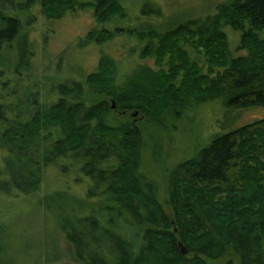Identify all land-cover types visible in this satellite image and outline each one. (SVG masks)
I'll return each instance as SVG.
<instances>
[{
	"label": "trees",
	"instance_id": "obj_1",
	"mask_svg": "<svg viewBox=\"0 0 264 264\" xmlns=\"http://www.w3.org/2000/svg\"><path fill=\"white\" fill-rule=\"evenodd\" d=\"M149 1L137 19H158L160 9ZM225 1L213 13L186 19L173 30L157 32L147 23L135 32L146 53L162 54L173 37L183 43L196 37L223 49L225 57L227 28L238 32L239 47L248 39L246 47H252L255 56L249 52L248 58L230 59L221 82L219 73L214 78H189L184 61L183 72L171 65L167 74L138 66L119 85L113 59L102 54L95 71L84 77L92 94L88 99L80 80L44 86L19 76L33 54L30 41H25L13 65L0 69V218L2 199L31 197L44 170L54 168L64 176L85 179L84 196L97 202L81 214L60 215L64 218L58 228L81 264H264V0ZM73 3L0 0V51L13 44L23 9L37 5L47 18H59L75 11ZM90 5L96 23L125 18L119 0H93ZM33 14L31 23L36 20ZM114 33L90 30L75 46L112 38ZM176 55L185 58L182 51L172 52L173 58ZM245 61L249 68L239 66ZM134 81L138 85L133 86ZM128 82L131 88L125 87ZM133 89L150 95H131ZM109 99L118 112L136 109L164 130L172 129L187 110L211 100L224 102L228 115L248 106L263 115L215 132L204 147L168 172L163 192L167 212L154 184L138 171V127L120 122Z\"/></svg>",
	"mask_w": 264,
	"mask_h": 264
},
{
	"label": "rangeland",
	"instance_id": "obj_2",
	"mask_svg": "<svg viewBox=\"0 0 264 264\" xmlns=\"http://www.w3.org/2000/svg\"><path fill=\"white\" fill-rule=\"evenodd\" d=\"M73 1L75 11L65 12L59 18H47L40 13L37 5L23 9L18 14L21 29L15 36L13 44L6 50L0 51V69L13 65L16 50L24 47V42L27 40L31 43L33 54L27 67L19 69V76L22 78L27 76L44 86H48L52 81L60 82L64 79L80 80L84 83V77L95 71L102 54L113 59L114 80L119 85L141 65H146L142 68L146 67L153 72L161 70L166 74L169 72V66L173 65L179 67L182 72L186 69L187 75L190 73L189 78L197 75L214 78V74L219 73L220 79L217 82H221L230 59L248 58L249 52L255 56L252 47L248 49L246 47L250 45L248 39L244 41L246 46L239 47L238 32L229 28L226 37L228 44L226 57L223 49H217L214 44H205L196 37L186 38L188 40L186 43L180 38L173 37L164 44L166 51L160 55L142 51L144 42L139 40L135 32L147 23H150L157 32L173 30L181 26L186 19L213 13L217 4L228 3L225 0H154L160 9V15L156 20L150 17L137 19L140 8L150 5L149 0H119L125 9V18L123 20L113 18L103 23L95 22L94 10L90 5L93 0ZM112 3L110 1L107 8H111ZM2 7L6 8L4 4ZM30 9L36 14V20L32 23L29 21L32 15ZM102 10L104 11V8ZM90 30L103 33L115 31V33L112 38L105 40L103 38L96 43L91 42L77 48L75 44L78 38L83 37ZM259 35L261 36L262 32H259ZM180 49L185 58L181 60L177 55L173 58L172 52L180 55ZM222 59L223 63H220ZM184 61L188 62V65L182 69ZM193 64H195L194 68H192ZM239 66L249 68L250 62L245 61ZM179 79L178 75L177 84ZM135 85H138L137 81L133 82V86ZM130 86L128 82L125 87L131 88ZM86 89V96L90 99L92 94L87 86ZM133 90L131 95L132 93L136 96L140 93L145 94V97L150 95V92L147 95L143 90ZM129 91V89L125 90L127 93ZM108 101L120 122H130L138 127L141 134L138 171L154 184L158 196L162 199L163 208L167 212L170 211L164 204L163 192L168 172L204 147L216 133L226 131L228 126L236 128L245 125L263 115L259 109L248 106L233 112L235 114L240 112L238 118L235 114H227L224 102L222 103L220 99L216 102L211 100L207 104L201 103L187 110L172 125V129L164 130L151 122L141 111L129 109L118 112L114 101L111 99ZM1 154L0 152V156ZM86 184L85 179L78 180L73 175L64 176L54 168H46L38 190L31 197L18 195L2 199L0 264H81L73 257L72 247L58 226L64 218L62 216H67L62 214H81L89 206L97 204L95 198L84 196Z\"/></svg>",
	"mask_w": 264,
	"mask_h": 264
},
{
	"label": "water",
	"instance_id": "obj_3",
	"mask_svg": "<svg viewBox=\"0 0 264 264\" xmlns=\"http://www.w3.org/2000/svg\"><path fill=\"white\" fill-rule=\"evenodd\" d=\"M111 107H113V103H111ZM177 246H178L181 254H184L186 252V249L184 248V246L179 241L177 242Z\"/></svg>",
	"mask_w": 264,
	"mask_h": 264
}]
</instances>
